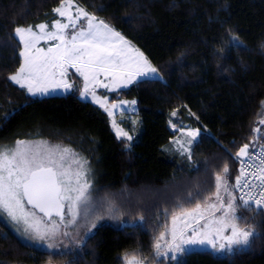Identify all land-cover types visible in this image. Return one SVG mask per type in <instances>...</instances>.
<instances>
[{"label": "trees", "instance_id": "1", "mask_svg": "<svg viewBox=\"0 0 264 264\" xmlns=\"http://www.w3.org/2000/svg\"><path fill=\"white\" fill-rule=\"evenodd\" d=\"M74 1L119 31L158 70V77L111 93L112 100L136 102L132 141L118 139L106 112L75 91L31 97L8 80L21 63L14 29L50 24L61 0H0V139L68 136L90 159L97 194L104 192L128 215L99 222L79 251L64 255L24 242L0 220V264H122L124 254L146 258L145 264H264V210L255 207L237 209L240 227L256 230L250 247L222 254L194 249L176 254L178 261L156 258L153 251L168 218L213 196L215 177L226 164L225 179L235 184L233 157L244 144L264 145V125L257 123L264 119L258 115L264 101V0ZM174 110L178 118L171 116ZM169 120L200 130L191 160L172 143L185 136Z\"/></svg>", "mask_w": 264, "mask_h": 264}, {"label": "snow or ice", "instance_id": "2", "mask_svg": "<svg viewBox=\"0 0 264 264\" xmlns=\"http://www.w3.org/2000/svg\"><path fill=\"white\" fill-rule=\"evenodd\" d=\"M73 6V0H61V6L53 9L67 22L55 19L51 25L38 23L14 29L15 38L23 46L19 52L22 62L8 80L26 89L30 96H49L58 90L65 93L70 90L79 91L81 98L90 96L109 117H113V110L129 102L120 101L109 105L108 97L97 96L96 90L116 92L140 79L158 77V70L106 21L81 7H76L73 15ZM83 20L87 21L86 26ZM33 27L38 31H34ZM49 27L52 30H48ZM41 41L54 43L45 49L38 46ZM231 41L235 42L233 46L241 43L235 35L231 36ZM261 47L264 48V45ZM69 69H75L74 74L83 78L82 90L66 79ZM260 108L261 113L258 115L264 114V101ZM11 116L12 113H8L4 121ZM171 116L178 118V112L174 110ZM257 123L264 125V119ZM169 124L189 137L188 147H184L179 140L172 143L178 144L180 154L191 160V145L197 141L200 130L183 124L177 127L172 120H169ZM112 127L118 139H133L115 119L112 120ZM252 131L257 139L261 137V128L256 127ZM125 148L130 150L131 144H126ZM256 149L253 141L251 148L249 144H244L235 153L233 159L240 163V175L235 177L234 185L230 186L225 179L229 174L227 164L223 168V175H216L215 199L218 204L211 203L202 207L198 203L194 208L182 209L179 215L172 216L171 241L161 243L164 241V233L154 240L156 258L167 257L171 252L170 259L178 261L176 254L187 253L186 246L192 245H208L216 252H231L238 247L251 246L256 230L240 227L237 221L243 217L238 215L237 209L241 207L251 210L255 207L258 211L264 210V146L258 151ZM72 165L76 166L75 170ZM90 173L87 159L61 144H50L47 140L17 139L12 146L0 145V214L17 225L18 233L24 238L42 242L49 250L64 255L61 249L68 245L50 241H54L57 235L69 236L70 233L62 231V228L77 225L82 214H88L92 185L87 177ZM221 187L228 193L227 202L220 195ZM230 187L238 189L241 195L234 196L229 191ZM245 189L248 191L245 192ZM189 196H193V193H189ZM216 212H222V215L217 217ZM140 219L143 220V217ZM201 220L205 221L203 225L200 224ZM178 221L183 225L179 229ZM96 226L93 223L87 232ZM189 229L191 234L186 235ZM226 230H230V234L226 235ZM82 240H75V244H81ZM218 241L221 242L217 244ZM50 254L53 253L50 251ZM145 260L136 255L122 256V264H145Z\"/></svg>", "mask_w": 264, "mask_h": 264}, {"label": "rangeland", "instance_id": "3", "mask_svg": "<svg viewBox=\"0 0 264 264\" xmlns=\"http://www.w3.org/2000/svg\"><path fill=\"white\" fill-rule=\"evenodd\" d=\"M73 8L71 9V12L73 15H75V10H76V7H81V8H84L82 7L81 5H79L77 2H75L73 0ZM61 4L58 6L60 7ZM85 9V8H84ZM86 10V9H85ZM87 11V10H86ZM88 13L94 15L92 12L90 11H87ZM57 19H60L61 22H67L65 18H61L59 17V15L57 14ZM96 16V15H95ZM97 17V16H96ZM98 19H101L99 17H97ZM83 25L86 26L87 24V21L86 20H83L82 21ZM51 25V23L49 24ZM28 27V26H25V28ZM33 30L34 31H38V29H35V27H33ZM48 30H52L51 27H49ZM78 30V29H77ZM127 39V38H126ZM128 40V39H127ZM52 43H54L53 41H49L47 43H45L44 41H41L40 44L38 45L39 47L41 48H47L49 47ZM21 45V48H20V51L22 50V44ZM131 45H133L135 48H137L132 42H131ZM138 49V48H137ZM19 51V52H20ZM140 52H142L140 50ZM143 53V52H142ZM145 56V55H144ZM146 57V56H145ZM147 58V57H146ZM148 60V58H147ZM149 61V60H148ZM21 62H22V59H21ZM150 62V61H149ZM151 64V63H150ZM152 65V64H151ZM153 66V65H152ZM154 67V66H153ZM17 70V69H16ZM16 70L12 73L14 74L16 72ZM75 73V69H69V72H68V75L66 77V79L70 82V83H73L77 86H79V88L82 90L83 89V78L82 77H79L78 74H74ZM11 74V75H12ZM101 79L103 80L104 77L101 76ZM144 79V78H143ZM141 80V79H140ZM107 82V81H105ZM136 83V82H134ZM133 83V84H134ZM16 85V84H15ZM132 85V84H131ZM129 85V86H131ZM18 86V85H17ZM128 86V87H129ZM127 87V88H128ZM123 89H126V88H122V89H119L117 90L116 92H119L120 90H123ZM24 91L26 92L27 95H29L26 91V89H24ZM73 91L75 90H70L68 92H63L62 90H58L57 92L49 95V96H54V95H64V94H67V93H72ZM114 92V93H116ZM75 93H77L78 97L82 100H85V101H89L91 102L92 104L98 106L99 108H101L98 104H96L92 98L89 96L87 98H81L80 97V93L79 91H75ZM111 93L113 92H110L108 90H105V89H97L96 90V95L99 96V97H108V104L110 105L111 103H119L120 101H127L129 102L128 104L126 105H123L121 108L119 109H115L113 110L114 111V115L113 117H109V124H110V128L111 130L113 131L114 135L116 136V132H115V129L112 127V120L115 119V121L117 122V124L123 128L125 131H127L129 133V135H131L133 137V133L131 131H134V117L133 116V113L135 112L136 110V107H135V104H132L131 103V99H127V98H124V97H121L119 99H116V100H112L111 99ZM30 96V95H29ZM31 97H38V98H42L41 96H31ZM43 97H47V96H43ZM103 109V108H101ZM104 110V109H103ZM107 114V113H106ZM108 115V114H107ZM180 134H182L183 138H180V139H177L179 140L183 145L184 147H188V144H187V141L189 139V137H187L186 135H184L181 131H179ZM117 137V136H116ZM187 137V138H186ZM68 136H64V135H61V134H50V135H47V134H43V135H28V134H22L21 136H16V137H13V138H7V139H3L1 138L0 139V145H9V146H12L14 145V142L17 140V139H30V140H47L49 141L50 144H61L63 146H67V147H70L72 149L75 150V152L79 153V155L83 158H86L87 161H88V164L90 165V159H88L87 156L83 155L81 152H79L76 147H74L72 145V143L70 141H68ZM123 139V138H121ZM126 139V138H125ZM132 141V140H131ZM178 145V144H176ZM179 146V145H178ZM70 163V161H69ZM67 166V165H66ZM75 165H72V169L75 170ZM91 170H92V164H91ZM87 179L89 180V182L91 183L92 185V188L90 190V199H91V208L89 209L88 211V214L86 216H84L82 214V216L79 218L78 220V223L77 225L75 226H69V228L67 229H63L62 228V231H68L70 233L69 236L65 237V236H62V235H57V237L55 238L54 241H50V242H54V243H63L65 245H68L67 248H62L61 251L63 252H74L75 250H80V248L82 247L83 245V242L84 240L86 239V237L89 235L90 232H87V229L91 227V225L93 223H95L96 225L99 223V222H103V221H109V220H118L117 217H119L120 219L123 218L124 214L125 215H128L127 211H118V208L117 207H114V201L111 199V198H108L106 196V194L104 192H101V193H98L97 194V189L95 188V186L93 185V182H92V174L90 173V175L87 177ZM174 191H177V187H173L172 188ZM180 190V189H179ZM178 190V191H179ZM235 190V189H234ZM229 191L233 192L232 191V187H230ZM215 192H216V189L214 191V194L211 198H208L206 199L203 203H199L201 204L202 207H205L207 204H211V203H217L218 204V201H216L215 199ZM143 194V193H142ZM233 195L235 194V191L232 193ZM126 195V194H125ZM220 195L221 197L224 198L225 202H227L228 200V193H226L223 189V187H221L220 189ZM139 196V195H138ZM138 196H135L134 198L136 199L139 198ZM141 196V195H140ZM30 207V206H29ZM195 206L193 207H190V208H187L188 210L194 208ZM120 210V209H119ZM181 212V211H180ZM180 212H177L175 215H179ZM38 216H42L41 213H37ZM205 215L207 216L208 213H205ZM222 215V212H216L215 213V216H220ZM173 216V215H172ZM172 216L170 218L167 219V221L160 227V230H159V234L157 236V238L160 236L161 233H164L165 236H164V241H161L162 244H164L165 241H171L172 239V236H171V229H172ZM126 217V216H124ZM99 218V219H97ZM0 220H2L4 222V224L7 226V228L13 232L15 235H17L21 240H23L24 242L30 244V245H33L35 247H38L40 249H45V250H48V251H51V252H56V250H49L48 248H46L44 246V243L42 242H35V241H32V240H29V239H26L24 238L21 234L18 233L17 231V225H14L10 220H8L3 214H0ZM205 223L204 220H201L200 221V224L203 225ZM183 225L180 221L177 222V228H181ZM94 229V228H93ZM92 229V230H93ZM91 230V231H92ZM191 234V229L188 230V233L186 235H190ZM225 234H230V230H226ZM83 238L82 240V243L79 244V245H76L75 244V240L77 239H81ZM221 241H218L217 244H219ZM188 247V251L189 250H194V249H209V250H212L210 246L208 245H192V246H186ZM162 251H163V248H162ZM213 252L215 253H219V254H222V253H225V252H228V251H223V252H216L214 250H212ZM178 254V253H177ZM172 253L169 252L168 253V256H171ZM49 264H61V263H49Z\"/></svg>", "mask_w": 264, "mask_h": 264}, {"label": "built area", "instance_id": "4", "mask_svg": "<svg viewBox=\"0 0 264 264\" xmlns=\"http://www.w3.org/2000/svg\"><path fill=\"white\" fill-rule=\"evenodd\" d=\"M261 146H257V151L259 150V148H260ZM238 172H239V174L238 175H240V163L238 162ZM248 190L247 189H245V192H247ZM235 195L237 196V197H239L240 195H241V192L238 190V189H235Z\"/></svg>", "mask_w": 264, "mask_h": 264}, {"label": "water", "instance_id": "5", "mask_svg": "<svg viewBox=\"0 0 264 264\" xmlns=\"http://www.w3.org/2000/svg\"><path fill=\"white\" fill-rule=\"evenodd\" d=\"M238 151H239V150H238ZM238 151H237V152H238Z\"/></svg>", "mask_w": 264, "mask_h": 264}]
</instances>
